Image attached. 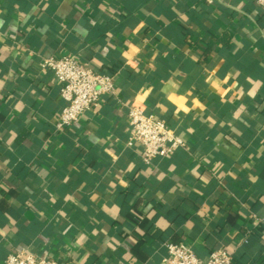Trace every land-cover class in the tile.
<instances>
[{"label":"crops","instance_id":"crops-1","mask_svg":"<svg viewBox=\"0 0 264 264\" xmlns=\"http://www.w3.org/2000/svg\"><path fill=\"white\" fill-rule=\"evenodd\" d=\"M75 56L115 95L57 131L59 85L41 66ZM185 148L142 162L124 104ZM264 264V12L254 0H0V264Z\"/></svg>","mask_w":264,"mask_h":264},{"label":"built area","instance_id":"built-area-1","mask_svg":"<svg viewBox=\"0 0 264 264\" xmlns=\"http://www.w3.org/2000/svg\"><path fill=\"white\" fill-rule=\"evenodd\" d=\"M212 2L214 0H206ZM225 2L229 0H215ZM264 12V0H254ZM41 66L48 70L59 85L63 107L55 123L57 131L75 125L79 118L94 111L102 97L115 95V77L93 69L75 56L47 57ZM128 133L126 147L137 149L143 163L150 164L157 158L171 156L176 150L185 148L183 140L164 120L156 117L145 107L135 102L124 104ZM166 264H232L233 253L226 248L212 251L206 261H201L194 251L183 243L166 245ZM3 264H56L23 250L9 253Z\"/></svg>","mask_w":264,"mask_h":264}]
</instances>
